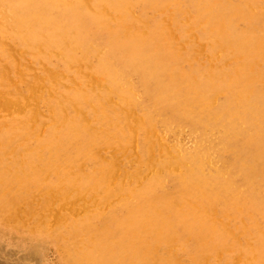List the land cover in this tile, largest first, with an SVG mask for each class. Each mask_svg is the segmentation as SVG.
Returning a JSON list of instances; mask_svg holds the SVG:
<instances>
[{
  "label": "bare ground",
  "instance_id": "obj_1",
  "mask_svg": "<svg viewBox=\"0 0 264 264\" xmlns=\"http://www.w3.org/2000/svg\"><path fill=\"white\" fill-rule=\"evenodd\" d=\"M74 7V0H67L63 8L73 9ZM189 26H193L192 23ZM132 32L135 33L133 30ZM167 32L169 33V30ZM175 33L177 32L175 31ZM175 43L178 44L177 41ZM218 43L222 44L220 41ZM250 45L259 48L260 44L258 45L256 41ZM230 46L235 50H241L243 42H234ZM202 47L201 45L200 48ZM217 52L216 54L219 55ZM94 57L96 56L94 55ZM218 68L219 61L215 62L210 69L202 72V75L176 70L167 72L161 90L156 92L158 102L154 103L155 105L152 107H145L137 101L136 97H131L126 103L133 107L134 113L132 112L133 116L128 121L124 119V123L115 121L120 107L116 106L120 103L118 96L116 99L113 97L111 102L106 105L102 103L105 98L109 97L106 96L109 92L115 91V86L107 84L100 89L94 83L90 87L82 88L77 85V87L69 89L61 85L65 91L61 102L51 104L49 108L55 113L63 114L59 115L60 117L55 120V123L41 124L38 121L40 136L35 145H29L19 137L17 138L19 147L11 155L19 157L20 163L14 166L13 171L0 170V185L6 186L2 192L0 191V196L11 199V191L19 188L23 178L38 188L42 181L46 180L47 182V179H50V182L55 184L54 189L62 193L60 197L62 210L71 204L68 195L72 190L79 192L80 196L95 194L100 204L97 209H91L87 205L78 211H73L69 218L60 216L61 213L58 215L54 213L55 216L52 215L51 221L47 222L41 231L33 232L32 230L33 233H28L30 231L28 230V232H20L18 235L25 236L27 239L34 237L43 241L60 236L61 240L57 241L60 244L58 248L61 251L62 264H162L156 262L155 259L151 260L152 251H155V255L159 251L162 254L163 249L169 245L173 249L172 251H178V253L185 251V256L188 257L189 253L197 252V247H199L196 244L197 240L205 237L209 240L210 249L213 251L206 262L207 264L208 262L209 264H218L222 256L225 255L217 249L222 248V242L226 241L227 236L231 237V235L224 237V232L228 230L225 228L223 232L224 227L235 218L242 224L238 231L252 245L250 247L252 249L244 247L246 249V254L243 256L244 264H264V234L258 224L264 219V190L255 178H250L247 175L244 171L245 168L243 169V165H241V162H244L243 154L247 148L245 143H248L254 150L264 149V140L257 139L250 134V129L254 128L255 114L261 111L260 105L264 100V92L258 91V88L255 87L253 67H247L245 71L239 69L233 77L221 72ZM153 69L154 67L147 66L145 70H150L151 73ZM86 71L88 72V70ZM154 74L155 71H153V76ZM53 81L56 80L48 79L47 82L40 80L37 88L43 89L42 87L45 88L47 85L49 89L56 90L52 85L56 84ZM103 88L108 91L103 93L106 91ZM205 89L209 91L206 92ZM61 91L59 92L61 93ZM8 94L0 90V110L10 116L17 117L28 113V104L31 101H42L40 99L43 98H38L37 94H33L34 96L31 95L32 97L29 99L24 96L25 98L16 97L14 100ZM220 95L222 99H219ZM121 99L125 102L124 98L121 97ZM40 107V104L35 103V108L31 113V120L34 123L37 122L39 111H41ZM84 107L87 109L86 114L90 119L82 114ZM164 114H175L179 119L187 120L200 129H204L196 148L184 152L176 143H167L168 141H165L164 143L167 144H163L162 147L159 145L149 146L147 137L151 131H155L157 127L160 129V126L163 125L161 118ZM84 117L91 121L89 125L84 121ZM123 117L125 118L124 115ZM16 120L20 121L21 119ZM23 125L27 126V122H18L16 129H21ZM101 125H104L105 129L101 128V130ZM147 128L149 129L147 130ZM109 129H115L112 133L117 135L122 142L130 145V148L132 146L136 156L149 152L152 157L149 156L148 162H143L141 157L129 161L127 159L129 155H127L126 158L119 160L118 165H114L111 163L114 160L107 157L112 147L100 150V153L95 152L97 146L102 143L107 144V140L111 139ZM108 131L109 133H107ZM242 138L246 140H240ZM159 143L161 145L162 142L159 141ZM164 146L166 147L163 148ZM110 155L112 154L110 153ZM1 157L2 161L7 158L5 154ZM48 160L53 163L49 168L45 165ZM41 186L44 185L41 184ZM32 190L34 191V189ZM46 205L48 206L49 203ZM232 215L235 217L232 218ZM247 215L257 220L255 223L257 227L252 231L248 229L253 227L254 221L252 220L253 223L251 220L247 221L245 218L249 217ZM228 233L226 232V234ZM142 238L146 241H140ZM228 239L230 238L227 237ZM231 239L232 248H236V243L233 238ZM203 244L202 248L208 245ZM227 246L229 245L227 244ZM31 248L33 247L31 246ZM235 252L238 253V251ZM228 262L227 264H229Z\"/></svg>",
  "mask_w": 264,
  "mask_h": 264
},
{
  "label": "rangeland",
  "instance_id": "obj_2",
  "mask_svg": "<svg viewBox=\"0 0 264 264\" xmlns=\"http://www.w3.org/2000/svg\"><path fill=\"white\" fill-rule=\"evenodd\" d=\"M66 1L0 0V90L3 93H9L8 96L14 100L16 97L24 96L29 99L33 94H37L38 98L43 97L40 99L42 101H31V104H28V113L21 117L10 116L5 111L0 110V159H2L1 156L4 154L7 157L4 161L0 160V170L2 171H13L14 166L20 163L19 157L11 155L19 147L18 137L29 145H35L39 141L40 136V128L37 124H40L39 122L41 124L55 123V120L63 114L55 113L49 108L51 104L61 102L62 95L65 92L63 86L69 89L74 86L77 87V85L82 88L84 86L90 87L94 83L100 89L107 84L115 86V91L109 92L106 95L109 97L105 98L102 103L106 105L111 102L113 97L116 99V96H118L120 103L116 106L121 107H119L117 115L120 117H116L115 121L117 120L119 123H124V119L128 121L133 116V107L126 103L131 97H136L137 101L145 107H152L155 105L154 103L158 102L156 92L161 88L166 73L170 71L176 70L193 75H202V72L210 69L215 62L219 61L218 70L233 77L239 69L245 71L247 67H253L255 87L258 88V91L264 92V73H262L264 70V67H262L264 66L263 0H74L75 7L73 9L63 8ZM167 5L168 7H165ZM169 6L171 7L170 9ZM167 12L170 13L168 14ZM191 23L193 26H189ZM169 25L172 26L170 27ZM167 30H169V33ZM180 33L182 34L180 35ZM214 39H217L216 42ZM176 41L178 44L175 43ZM218 41L222 44L218 43ZM240 41L243 42L241 50H235L230 46L231 43ZM256 41L258 45L260 44L259 48H254L255 46L250 45ZM217 44L223 48L218 47ZM201 45L203 46L202 48H200ZM202 49L204 51H201ZM215 50L216 52L218 51L219 55L216 54ZM243 50L245 52H241ZM147 66L154 67V76L153 71L150 73V70H145ZM39 79L46 82L48 79H55L58 82L53 81L56 84L52 85H54L56 90L49 89L47 85L45 88L43 86V89L37 88L40 82ZM61 85L63 86L61 87ZM103 90H106L103 93L108 91L104 88ZM205 90L206 92L209 91L208 89ZM47 97L50 99L49 101ZM121 97L124 98L125 102ZM219 99H222L221 95ZM35 103L41 106L36 123L31 120V113L35 108ZM86 110L84 107L82 114L88 117ZM260 110L255 114L254 128L250 129V134L257 139L264 140V100L260 105ZM88 118L84 117L83 119L89 125L91 121ZM16 119L21 120L17 121ZM161 120L163 125L160 126V129L157 127L147 137L150 147L154 145L162 147L163 144L174 142L184 152H189L196 148L197 142L204 133V129H200L187 120L179 119L175 114H164ZM18 122H27V126L23 125L21 129H16ZM101 128L105 129V126L101 125ZM109 131L107 133H109L111 139L107 140V144L102 143V145L97 146L95 152L100 153V150L112 147L107 157L115 161L111 162L114 165H118L119 160L126 158L127 155H129L127 158L129 161L137 160L138 157H141L143 162H148L149 156L152 157L149 152L136 156L132 146L130 148V145L128 146L126 142H122L117 135L113 134L115 129H109ZM240 140L246 139L242 138ZM159 141L162 142L161 145ZM165 141L168 142L164 143ZM245 144H247V148L243 154L244 162H241V165H243V169L245 168L244 171L247 175L250 178H255L256 182L262 185L261 187L264 190V149L254 150L248 143ZM117 148H120L119 150L121 151ZM125 151L126 154H124ZM51 163L49 160L46 161V167H51L53 164ZM4 165L6 166L4 167ZM43 182L41 184L44 186L42 187L40 184V190V187L38 188L26 178H23L20 181L19 188L11 191V199H5L0 196V264H62L61 251L58 248L60 245L58 241L61 240L60 236L43 241L34 237L27 239L25 236L18 234L20 232H28V230H30L28 233H33L36 230L41 231L45 228L43 226L51 221L53 216L60 213L62 214L60 216L69 218L73 211H78L87 205L91 209H97L100 204L95 194L80 196L79 192L72 190L68 195V200L71 204L68 208L63 206L65 209L62 210V199H60L62 193L54 189L55 184L51 183L50 179H47V182L46 180ZM26 184L28 185L26 186ZM4 188H6L5 185L3 187L0 185L1 192ZM46 203H49V205L45 206ZM54 213L55 215H53ZM234 215H232V218L235 217ZM245 218L247 221H254V223L252 221L253 227L248 229L249 231L254 230L257 227V224H255L257 220L252 219L251 216ZM234 220L235 218L224 227L223 232L226 228L228 229L226 232L230 233L226 234L224 232V237L226 235H231V237L227 236L230 239L227 240L226 237V241H223V244L221 243L222 248L217 249L221 250L225 255L222 256L218 264H227L228 260H230L229 264H244L245 248L252 249L250 248L252 247L250 241L248 242L247 238L238 231L242 224L238 222L239 220ZM260 222L258 224L262 228V234H264V219ZM231 238L236 243V248H232L233 242ZM203 239L205 237L198 239L199 242L197 240L196 244L199 246L197 247V252L189 253L190 256L187 254L188 257L185 256V251V253L179 252V254L178 251H172L173 249L168 245L166 249H163L162 254L159 251L155 255V251H152L151 260L155 259L156 262H161L162 264H194V262L195 264H207L206 261L209 260L213 251L210 249L209 240L207 238ZM140 241L144 242L146 240L142 238ZM200 243L208 245L203 246V249ZM154 248L156 249V247ZM207 249H210V252ZM235 251H238V253Z\"/></svg>",
  "mask_w": 264,
  "mask_h": 264
}]
</instances>
